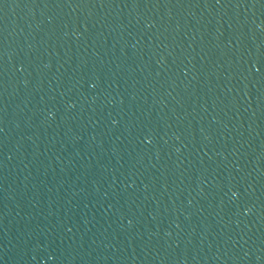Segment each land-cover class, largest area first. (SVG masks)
<instances>
[{
	"label": "water",
	"instance_id": "95a60500",
	"mask_svg": "<svg viewBox=\"0 0 264 264\" xmlns=\"http://www.w3.org/2000/svg\"><path fill=\"white\" fill-rule=\"evenodd\" d=\"M0 264H264V0H0Z\"/></svg>",
	"mask_w": 264,
	"mask_h": 264
}]
</instances>
